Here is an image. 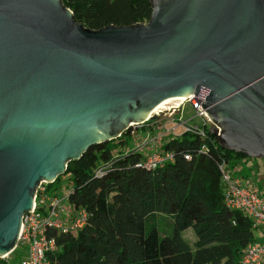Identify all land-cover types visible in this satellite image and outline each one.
<instances>
[{
    "label": "water",
    "instance_id": "1",
    "mask_svg": "<svg viewBox=\"0 0 264 264\" xmlns=\"http://www.w3.org/2000/svg\"><path fill=\"white\" fill-rule=\"evenodd\" d=\"M151 3L147 24L93 31L61 0H0V256L40 182L167 99L205 100L222 148L264 160V0Z\"/></svg>",
    "mask_w": 264,
    "mask_h": 264
},
{
    "label": "trees",
    "instance_id": "2",
    "mask_svg": "<svg viewBox=\"0 0 264 264\" xmlns=\"http://www.w3.org/2000/svg\"><path fill=\"white\" fill-rule=\"evenodd\" d=\"M76 23L93 31L109 26L147 24L151 0H61ZM129 130L119 140L90 147L68 163L70 203L87 213L77 233L50 230L58 250L53 264H242V251L253 241L250 220L229 209L220 164L245 158L225 150L210 129L161 141L171 161L154 169L147 157L131 150ZM102 175L99 167L108 166ZM65 174V175H66ZM62 182L58 178L49 188ZM159 215L173 220L171 236H160ZM192 230L193 244L182 237Z\"/></svg>",
    "mask_w": 264,
    "mask_h": 264
},
{
    "label": "built area",
    "instance_id": "3",
    "mask_svg": "<svg viewBox=\"0 0 264 264\" xmlns=\"http://www.w3.org/2000/svg\"><path fill=\"white\" fill-rule=\"evenodd\" d=\"M202 103H205V100L192 95L180 105L152 113L145 122L131 125L129 148L147 157L146 168L154 169L172 160V155L164 154L160 150L163 139L187 133H199L204 137L206 129L217 128L201 107ZM185 106L196 112L191 120L196 117L203 120L201 125L191 126L189 120L177 118V115L182 114ZM161 115L168 117L165 121H155L152 118ZM153 121L155 122L149 124ZM217 129L219 135L220 129ZM127 132L115 140H119ZM145 132H147L146 142L138 143L137 139ZM132 139L135 144L130 142ZM108 167L109 165L99 167L96 175H102ZM232 167V161L225 160L219 166L226 186L224 202L229 209L241 212L247 217L255 233V241L242 251V264H264V194L260 192V187L249 180L245 170L233 172ZM53 184L42 181L38 185L33 197L32 209L23 217L19 241L11 252L0 256V264H53L52 256L57 252L58 247L55 238L49 236L48 232L55 230L77 233L85 225L86 211L75 209L70 203L71 186L62 181L50 189Z\"/></svg>",
    "mask_w": 264,
    "mask_h": 264
},
{
    "label": "rangeland",
    "instance_id": "4",
    "mask_svg": "<svg viewBox=\"0 0 264 264\" xmlns=\"http://www.w3.org/2000/svg\"><path fill=\"white\" fill-rule=\"evenodd\" d=\"M196 114L195 111H193L189 106H185L182 114L177 115V118H182L184 120H189V125H201L202 124V119L200 117H196L193 120H191L192 117H194ZM168 115V113H167ZM167 115H161L158 118H154L155 121H165L167 119ZM150 122L151 123H154ZM147 139V132H145L142 136H140L137 139L138 143L146 142ZM131 143L133 142V139L130 140ZM135 144V143H134ZM145 152V151H143ZM257 160L252 159V160H246L245 158H239L236 159L235 162L236 164L233 165L231 168V171L236 172V171H244L245 169H248V166H250V173H249V180L253 183H255L258 187H260V192L264 194V174L261 172V167L259 166ZM248 162V164H246ZM262 164V162L260 161ZM263 165V164H262ZM62 181L65 183H68L70 181V175L66 174L61 177ZM156 227L160 233V236H171L173 235L174 231V223L173 220L169 217H166L164 215H159L156 220ZM182 237L185 239L186 242L189 244H193L195 241V235L192 230H188L182 233Z\"/></svg>",
    "mask_w": 264,
    "mask_h": 264
},
{
    "label": "bare ground",
    "instance_id": "5",
    "mask_svg": "<svg viewBox=\"0 0 264 264\" xmlns=\"http://www.w3.org/2000/svg\"><path fill=\"white\" fill-rule=\"evenodd\" d=\"M187 99L186 96L184 97H178V98H170L165 100L164 102H162L160 105H158L153 111L152 113H156L159 111H162L164 109L169 110L171 106H176V105H180L182 102H184ZM151 113V114H152ZM151 114L149 115V117L151 116Z\"/></svg>",
    "mask_w": 264,
    "mask_h": 264
},
{
    "label": "crops",
    "instance_id": "6",
    "mask_svg": "<svg viewBox=\"0 0 264 264\" xmlns=\"http://www.w3.org/2000/svg\"><path fill=\"white\" fill-rule=\"evenodd\" d=\"M246 160H252V159H248L245 157ZM257 160L256 162H258L259 166L261 167V172L264 174V161H262L261 159H255ZM260 161L262 162V164L260 163ZM246 164H248V162H246ZM250 166H248V169H245V174L249 176V173H250Z\"/></svg>",
    "mask_w": 264,
    "mask_h": 264
},
{
    "label": "flooded vegetation",
    "instance_id": "7",
    "mask_svg": "<svg viewBox=\"0 0 264 264\" xmlns=\"http://www.w3.org/2000/svg\"><path fill=\"white\" fill-rule=\"evenodd\" d=\"M262 161H264V160H262Z\"/></svg>",
    "mask_w": 264,
    "mask_h": 264
}]
</instances>
